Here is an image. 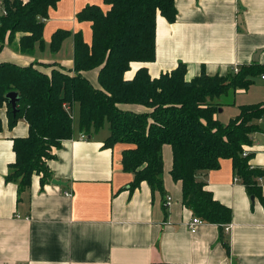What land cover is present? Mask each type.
I'll list each match as a JSON object with an SVG mask.
<instances>
[{"label": "crops", "instance_id": "1", "mask_svg": "<svg viewBox=\"0 0 264 264\" xmlns=\"http://www.w3.org/2000/svg\"><path fill=\"white\" fill-rule=\"evenodd\" d=\"M88 5L107 8L103 0H58L44 20L43 49L28 57L12 54L5 44L0 63H34L45 73L50 65L72 71V35L80 32L91 42L90 23L76 18ZM175 8L173 23L156 17L154 61L132 63L126 79L141 67L157 78L183 64L187 81L202 72L214 76L235 67H264V0H175ZM57 30L71 36L52 59H43L39 55L50 53ZM64 48L68 58H57ZM262 75L235 92L234 117L241 105L264 103ZM84 76L98 88L97 72ZM0 118V264H264V208L247 194L231 160H221L218 169L201 177L213 198L231 210L227 233L206 223L191 233L194 216L182 204L181 184L170 176V146L162 148L164 194L145 182L131 189L133 177L120 163L124 145L103 148L107 130L81 139L76 122L73 137L47 161L52 179L66 186L41 185L33 175L29 189L19 195L17 184L5 177L15 161L12 141L27 137L28 125L20 119L9 128L5 106ZM257 124L259 131L246 148L248 165L264 172V115ZM258 185L264 197V175ZM166 197L171 198L168 204Z\"/></svg>", "mask_w": 264, "mask_h": 264}, {"label": "trees", "instance_id": "2", "mask_svg": "<svg viewBox=\"0 0 264 264\" xmlns=\"http://www.w3.org/2000/svg\"><path fill=\"white\" fill-rule=\"evenodd\" d=\"M57 2L2 0L6 15L0 16V52L5 44L15 42V52L22 56L42 50L44 20ZM103 4L106 10L88 5L76 16L79 22L90 23L91 42L87 44L80 32L72 35V71L50 65V72L45 73L34 63H0V108L6 107L8 127L20 119L28 125V136L12 141L15 161L5 182L16 183L19 195L29 189L33 175L40 177L41 185L49 183L47 161L63 141L73 137L77 112L80 135L87 138L106 126L108 136L102 147L124 145L120 163L133 177L131 189L145 182L152 191L164 194L162 148L168 145L170 176L181 184L182 204L202 223L217 226L222 234L231 222L230 208L216 201L201 179L218 169L223 159L231 160L247 194L264 208L258 185L264 172L248 165L251 153L246 150L259 131L257 121L264 115V103L239 106L226 124L216 116L223 108L219 99L249 88L264 74V67L242 66L237 73L214 76L202 72L189 81L183 64L157 78L141 67L126 79L132 63L154 61L156 17L173 23L175 0H103ZM70 36L69 31H55L50 53L56 54ZM89 71L97 72L98 88L84 76ZM8 93L17 94L15 114Z\"/></svg>", "mask_w": 264, "mask_h": 264}, {"label": "rangeland", "instance_id": "3", "mask_svg": "<svg viewBox=\"0 0 264 264\" xmlns=\"http://www.w3.org/2000/svg\"><path fill=\"white\" fill-rule=\"evenodd\" d=\"M15 43H13L11 46H8L6 44V48H7L6 50L9 51V52H11L12 54H15V55L18 54V55H20L19 53L15 52V49H14ZM36 49H38V48H36ZM55 55L56 54L44 53V54L39 55V56L43 57V59L44 58L45 59H52V57H54ZM33 56H34V54H33ZM33 56H28V57H33ZM60 56H63V57L68 58L67 49L64 48L63 50H61V52L58 53L57 58H59ZM219 101H220V103L223 104V108L220 109V110H223V111H221V112L218 111V113H217L216 116H217V118H218V120L220 122H222L223 124H226V123L229 122L230 119H232L234 117V114H236L235 111H237V109L233 108L234 105H229L231 102H233V101L235 102V98L233 97V94H229L228 96L221 97L219 99ZM238 101H239V99H238ZM73 116H74V119H73L74 125L76 126V122H77V112L76 113L74 112ZM106 130L108 131V128L105 126L102 130H100V133H103L102 131L105 132Z\"/></svg>", "mask_w": 264, "mask_h": 264}, {"label": "built area", "instance_id": "4", "mask_svg": "<svg viewBox=\"0 0 264 264\" xmlns=\"http://www.w3.org/2000/svg\"><path fill=\"white\" fill-rule=\"evenodd\" d=\"M28 1H29V0H20V2H21L22 4H26ZM5 15H6V10H5V7H4L3 4H2V0H0V16H5ZM238 71H239V69L236 68V67L233 69V72H234V73H237ZM262 78L264 79V74L262 75ZM80 138H81V139H84L85 137L82 136V135H80ZM246 154H247V152H244V153H243V156H246ZM170 201H171V198L166 197V204H168ZM201 224H202V221H201L200 219H198V218H196V217H193V218L191 219L190 223H189V229H190V232H191V233H195V231H196V227H197L198 225H201ZM224 230H225V233H227V231H228V227L225 226Z\"/></svg>", "mask_w": 264, "mask_h": 264}, {"label": "water", "instance_id": "5", "mask_svg": "<svg viewBox=\"0 0 264 264\" xmlns=\"http://www.w3.org/2000/svg\"><path fill=\"white\" fill-rule=\"evenodd\" d=\"M6 98L8 100V103L11 106L12 113L15 114L16 113V105H17V102H18L17 94L16 93H8L6 95ZM219 112H221V110H219ZM51 184L57 185V186H66L65 182H62V181H59V180H55V179L51 180ZM251 201H253V197H251Z\"/></svg>", "mask_w": 264, "mask_h": 264}]
</instances>
